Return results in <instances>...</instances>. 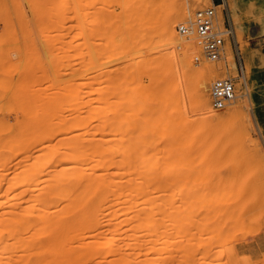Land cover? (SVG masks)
<instances>
[{
    "label": "rangeland",
    "instance_id": "374dc122",
    "mask_svg": "<svg viewBox=\"0 0 264 264\" xmlns=\"http://www.w3.org/2000/svg\"><path fill=\"white\" fill-rule=\"evenodd\" d=\"M62 1L63 0H0V82L4 80L0 83V135H2L0 139L4 141V138H14L13 140L15 142L13 141V144L18 143L17 145L15 144L16 147H10V145L4 144H2L3 148L0 147L5 157L3 167L5 170H10L8 175L7 171H5L6 173L4 171L0 172L4 176H7H5L3 188L10 186V182H7L11 181L13 177L10 178L9 176H15V172H11L12 168L20 161L22 155L25 157V154H21V151L24 149L19 146L20 143L23 144L22 146H24V144L27 146L31 143L28 154H33V157L38 158L39 153L40 155H44L43 158H41L42 155L41 157L39 155L41 161L44 159L41 162L43 165L45 163V166H41L44 167V172L60 169L62 174L65 173L63 174V182L66 181L65 183H67V185L75 182L78 173L77 168L82 165V161L79 159L83 156L80 154L84 151V135L82 132L85 130V119L82 118L86 117V103H88L87 99L89 98L87 85L84 84L87 83L88 79L96 81L94 86L96 90H94L91 98L93 100L97 98L98 100L101 96H106L105 98H108L111 102L110 104L108 102L110 106H117L119 110H123L128 104L126 102L125 91H121L125 95L121 96V93L119 96L116 92H113V94L115 93L113 95L110 93L111 91L108 92V90L109 88L111 89V83H116V81L122 88H125V78H127L129 72L127 69L124 70V67L131 66L132 61L138 57L135 62L136 64L132 68L137 69L136 72L139 71L136 76L139 88H137L136 99L137 96L140 95V92H147L153 87L155 80L153 76L156 71L159 72L160 80H164L165 78H174L175 80V77L181 79H179V81L176 79L177 81H175L174 84L175 88L178 87L176 89L177 103L182 104L180 106L178 104V108H182V110L185 109L182 116L184 134L181 144V148H184V154L181 157L179 166L176 168V171H178V173L181 172L182 175L174 172L175 169L171 171L174 173L172 177L178 178L176 176H181V179L178 178L179 180H176V186L172 184L175 182L171 183L172 187L168 186L170 190L172 189V192L169 190L168 193H171V196L174 198H171L168 193H165V195L168 194L169 196L165 197H170L171 199H167L169 200V204L176 205L173 206L178 210L182 209L181 207L180 209L178 208V203L182 201L181 198L184 199L182 201L183 203H181L184 204L185 201V206L179 203L180 206L184 207V211H182V209L179 213L178 210H176V212L181 214L184 218V223H181L182 220L181 222L179 221V214H177L175 218L181 223V227L184 226V229L190 231L195 229L191 231L192 233L188 231V235L182 232V234H185V237L184 235L182 236L187 246L186 249L189 252L192 250L190 253H195L196 256L192 254V256H190V253L188 255L183 253V255L180 252V254H182L184 260L189 261L190 264H195V260H199L205 264H264V133L259 120V110L264 103V0H232L238 15L235 19L233 18L234 22L229 12L225 15V25L227 28L231 27L232 30V37L230 39L233 42L234 53L231 59H228L226 48L222 57L217 61H210L202 57L201 49L197 45L196 39L193 38L195 36L191 35L190 37H186L178 31V26L180 24H188L193 18L188 17L178 20L176 32L179 38L190 44L195 43L200 50V60L196 61L195 58L197 54L193 51V47L190 48V63L194 68H201L204 63L211 64L216 68L215 75L217 74L219 78H233L235 81L236 98L229 105L223 109L217 110L212 107L211 99V108L213 109L212 117L201 114L196 107L195 88L198 74L194 71L191 72L189 68L185 71L186 69L180 58H175V65L179 62L178 64H181V66L178 64L173 67L169 65L172 69L168 68L169 66L167 67V65L171 63L168 60L171 59H168V53H165L172 50V47H170L171 44L169 41L166 42L170 45L163 41V35L161 37L163 28L162 23L174 13V8L170 7L167 2L163 0H154V5L151 9L153 12V24L151 28L147 26V35L143 37L137 33L138 22L137 20L135 21V19L141 14H145L147 8L145 4H139L138 0H69L70 9L66 10L68 12L67 17L69 18L67 21L68 23H66L67 28H59V26L55 27L54 25V29L52 26L51 28H44V25L49 27L47 26L49 25L47 21L50 19V21L57 24L56 19L58 18L54 17V15L58 12L57 9ZM183 1H186L188 6L195 7L194 0ZM211 5L210 1L204 0L202 2L203 7L199 9L211 7ZM52 10L57 12L53 14ZM61 14L62 12L60 11L59 15ZM137 14H139L138 17ZM70 17H72V19H70ZM54 18L56 19L54 20ZM38 20L41 22L44 20V24H40ZM61 21L63 22V20ZM58 22L60 23V21ZM61 23L59 25H61ZM237 25H239V28L237 27V32L240 36L239 44L236 43V38L233 33V26L236 28ZM238 47L247 49L248 56H243V54H241L242 50L239 51ZM169 55L173 54L171 53ZM201 58L205 61H202ZM138 60L139 62H137ZM176 60L179 61L176 62ZM234 64L236 66V71L234 69ZM182 71L184 74L180 73ZM160 74L163 76H160ZM218 77L215 78V80L219 79ZM243 78L247 79L249 93H246L245 88L241 86ZM103 79L108 81L106 89L102 91L99 89L97 90L98 83ZM215 80H213V82ZM33 91L38 92L37 97H34L32 94ZM104 97L103 100L105 99ZM33 100L37 102L35 103L37 107L36 111H33L34 109L32 108V104L34 103H31V101ZM104 102L107 103L106 101ZM106 105L104 106L105 109H107ZM189 106L190 108L188 109ZM36 107L34 108L36 109ZM33 115L38 117L35 118ZM3 119L5 122L7 121L6 123L8 125H11L10 129H4L2 127L1 121ZM40 121H43L45 124H42ZM47 122L48 126L46 125ZM45 125L47 129L51 127V130H55H52L55 136L53 137L52 135L53 138L51 137L49 139L50 141L48 139H42L41 141H44L43 145L41 144L42 142L39 141V136L42 135L39 133L44 130H46V133L50 131L45 127V129L42 130V127ZM79 126H81L83 130ZM43 133L45 134V132ZM56 133H59V136L56 135ZM78 134H81V137L83 135V140L81 138L82 142L78 137L76 138ZM69 137H71V139ZM60 138H64L62 141L65 143V147L63 146L57 149L58 145H63L62 141L59 142ZM66 141H69L68 144L71 141L70 146H68ZM35 143L37 145H35ZM38 145L42 147L45 145L48 147L49 145V148H47L46 151H41L42 148ZM35 148L38 152H36ZM76 148H79L77 150H81L82 153L78 152ZM18 149L22 150L19 152ZM51 149L54 151L52 152ZM59 150L63 151L61 152ZM76 152L77 155H75ZM35 154L37 155L35 156ZM67 155L70 157V160ZM73 155L74 157L71 158ZM76 156H80L77 158V161L74 159ZM60 158L63 160L62 163H59ZM172 159L175 160L171 157V160ZM64 160L69 162V164ZM156 160H161L163 165H166L167 168L169 166L168 164L173 161L169 159L167 161L165 159V163V161H162L164 160L162 158H155L154 161L156 162ZM77 162L81 164L79 165ZM54 164L57 166H54ZM66 165L68 166L67 168L70 167L68 170H66ZM6 166L7 168H5ZM8 167H11V169ZM63 167L65 169L64 171L61 170ZM153 167V177L158 174L155 179H157L161 171L162 174L163 172L165 174L162 167L161 171L160 168L157 169L158 167H156L155 164ZM58 170L57 172H59ZM170 170L169 168L166 169V176H171ZM145 171V168H141L139 171L131 170L129 172L131 177L124 178V180L127 181L129 185H139L140 183L144 186L148 180L147 178L150 176L149 173L148 175L144 173ZM59 173L61 174V172ZM154 173H156L155 176ZM164 174L162 176H165ZM46 176L49 177V175ZM169 176L166 179H169ZM159 179H157V181L153 180V183H158L157 185L155 184V187L153 185L154 189L160 187ZM180 180L184 182L182 183L184 184L183 187L180 185ZM178 182L182 190L183 197L180 196L181 198L175 196L181 194V191L179 192V185L177 187ZM164 184H166L165 181L164 183L161 182L160 185L167 187ZM163 187H160V190L165 189ZM177 188L179 189L177 190ZM194 188H197V193ZM183 190L186 192H183ZM176 191L179 192V195ZM157 192H154L156 193L155 197L158 194L164 193L163 190L162 192ZM190 192L191 195L188 194ZM160 200H158V202ZM163 200L166 199L163 198ZM170 201H172V204ZM163 202L164 201L158 204L162 203L163 205ZM162 205H159L157 209V211L161 212V214L157 212V214H159V219H163L167 213H170L168 211H171L173 208L167 205L168 207L166 206V208L169 210H165V208H161ZM175 208H173L174 211ZM171 213L172 215L168 214L169 216L167 215V217L175 219L172 218L174 212ZM162 214L163 218H160ZM164 220H166V218H164ZM167 220L165 223L162 221L160 224L157 223V220L155 226L158 228V225H161L160 228L163 229H161V234H163L165 238H163L165 242L163 241L162 243L165 245L170 242L169 249L174 252H172L174 255L169 256L168 254L167 257L171 258V256H173V259L176 257L174 261L171 259L167 264H171V261L176 264L177 262L175 263V261H178L180 256L177 252L180 251L178 250L180 248L178 246L177 248L176 244L178 241L181 242L182 236L178 235V237L175 236L173 237L175 239H173L172 234L177 235L176 231L179 234L181 228H179V230H177V227V229H171L175 221L169 220L168 218ZM171 221L172 223H170ZM166 223L167 225H171H165V227H169H164L166 229L165 231L162 226ZM178 224L174 226H178ZM197 225L200 226V229L197 228ZM186 226L187 228H185ZM213 228L215 231H213ZM181 230H183V228ZM199 231H201V235L198 233ZM159 232L160 231H158V233ZM196 234L200 236V238L196 236L198 237V241L194 239L196 238ZM189 235L194 238H188ZM159 236L160 233L157 236L154 232V245L157 247L158 251H160L159 248H161L162 245V243L159 245V242H157H161L162 240H157ZM188 239H193V242L195 241L194 243L191 241L192 245L194 244L197 246H195V249L194 246H190L191 242H188ZM167 240H169V242H167ZM171 240L176 244L171 245ZM199 240H201L202 246L201 244L198 246ZM184 242H182L181 246H183ZM210 243L214 244V247L211 245L213 247H211L212 250L214 249L213 255L210 257L211 260L209 256L206 257L207 259H205V262L203 258L204 255L202 256L201 252L205 250L203 245L205 244L208 246L209 244L210 246ZM171 246H175L174 248L177 251L173 247L171 248ZM164 248L166 249L167 247ZM182 248L183 247H181V250ZM198 248H200V256ZM154 249L155 253H153V256L158 253L157 249ZM161 250H163V248H161ZM163 251L162 253L167 255V252ZM159 253L157 256H160L161 259L159 260L158 257L159 261L155 263L166 264L165 262L168 260L166 257L163 258L162 253L161 255ZM168 253H171V251H168ZM185 255L187 258H190H185ZM219 255L221 257H219ZM216 256H218L219 259L217 258L215 261H212V258L214 260ZM179 259L180 264H185L181 256ZM190 259H194V262L191 263ZM161 260H163L164 263Z\"/></svg>",
    "mask_w": 264,
    "mask_h": 264
},
{
    "label": "bare ground",
    "instance_id": "6f19581e",
    "mask_svg": "<svg viewBox=\"0 0 264 264\" xmlns=\"http://www.w3.org/2000/svg\"><path fill=\"white\" fill-rule=\"evenodd\" d=\"M163 1L167 2V4L170 7L174 8V13L170 15L167 19H165V21L162 23L163 28L161 31L162 32L161 37L163 35V38H164V39L162 38L163 41L165 43H168L166 41H169L171 45L169 43L168 44L170 45V47H172V50H169L168 52L165 53V54L168 53L167 54L168 59H171V60H168L171 63H169L167 67L169 65H171L172 67L176 66L179 63L178 62L179 60H176V62L178 63H176L175 65V58L177 59L180 58V60H182L184 68L186 69L185 71H187V68H189L191 72L194 71L198 74V78L196 81V88H195L197 106L196 105L195 106L197 107L198 112H200L201 114L207 117H212L213 109L211 108V96H210L209 89H210V86L212 85L213 80H215V78L218 77L217 74L215 75L216 68L213 65L206 64V63H204V65L202 64L203 67L201 68H194V66L190 63V56H189L190 50H191L190 48L193 47V51L196 52L197 54L196 57H199L200 50L195 43L190 44V43L185 42V40H181L176 32L178 20L182 18H188V17L193 18L196 10L203 7L202 2L204 0H194L195 7L188 6L186 4V1H183V0H163ZM138 2L139 4H142V5L145 4L147 11L145 14H141L140 16L139 14H137V17L138 16L139 17L135 19V21L137 20L138 22L137 23L138 32L136 29L135 30L139 35L146 37L147 29H148L147 26H150L151 28L153 24L152 23L153 12L151 11V9L153 8L154 0H138ZM223 8H226L228 10L232 21H233V18L235 19L237 17L238 14L236 11L235 4H233L232 0H225V3L223 5L217 7L218 17L220 18L221 24L223 22V19H222V9ZM69 9H70L69 0H63L60 3L59 8L57 9L58 12L56 11L57 13L55 12V10L54 11L52 10L53 14L56 13L54 17L58 18V19L54 18V20L56 19L57 24L53 23V21H50L51 19L48 21L46 20L47 24H49L47 26L49 27H46L44 25V28H51V26L53 29H54V26L55 27L59 26V28L60 27L67 28L66 23H68L67 21L69 18L67 17L68 12L66 10H69ZM60 11L62 12L61 15H59ZM52 18H53V15H52ZM70 19H72V17H70ZM57 20L60 21V23L62 22L61 20H63L61 25H59L60 23ZM41 21H39L40 24H44V20L43 22ZM238 26L239 25H237L236 28L233 26V33L235 35L234 37L236 38L235 40L237 44H239V37H240L237 32ZM238 49L239 51L242 50L241 54H243V56H246V57L248 56L247 49H245L244 47H238ZM171 53L173 55H169ZM233 53H234L233 52V42L231 41V39H228L226 43V54L228 56V59L233 58ZM171 56H174V57H171ZM137 59L138 57L135 58L134 61H132L131 66L129 65V66L124 67V70L127 69L129 72L127 78H125L126 79L125 88H122L120 84L115 80L116 83H111L113 87L111 86V89L109 88L108 90V92L111 91L110 92L111 94H113V92H116L117 94H119V96L122 92L125 91L126 95L122 93L121 96L125 95L127 99L126 102L128 104H127V107L123 110H119L117 106H112V105L110 106L109 104L111 102L108 98H105L106 96L105 97L101 96L102 98L100 97L98 98V100L97 98L93 100L91 96L94 90H96V88L94 87L96 84V81H92L91 79H88L87 81L86 80L87 78L85 79L87 83L86 84L83 83V84L87 85L88 97H89L87 99L88 103H86L87 104L86 105L87 107L86 117L82 118V119H85V123L83 122L85 124V126L83 125L85 127L84 128L85 130H83V128L79 126L84 131L82 132L84 135V137L82 135V137L84 138V147H83L84 151L82 153L81 150H77L79 148H76L78 152L82 153L80 155H83L82 156L83 158L80 156H76V158H74L77 161V158L80 157L79 159L80 161H82L81 162L82 165H80L81 163L79 164L77 162V164H79L80 166L78 165L79 167L77 168L78 173L76 175L75 182L68 184V185L67 183H65L66 181L63 182L64 181L63 174L65 173L62 174V171H60V169L59 170L57 169V170L61 172V174L57 172L56 169H54L56 171L48 170L44 172L45 170L44 167H41V166H45L44 162L46 161L43 162L44 165L41 163L44 160L42 159L41 161V158H43L44 155L41 154L42 155L41 157L39 153L38 158H35L32 156L33 154L31 155L28 154V150L30 148L29 146H31L30 145L31 143L27 145L28 148L27 146H25L26 144H24V146H22L23 145L22 143L19 144V146L23 147L22 149L24 150L18 149V151L20 152L22 150L21 154H25V157L24 155L22 156L20 155L21 156L20 161L14 165L15 167L12 168L11 172L14 171L15 174L14 172L13 174L15 176H9L10 178L13 177L11 181L7 182V183L10 182L9 187L6 186V188L5 187L3 188L6 175L4 176L2 173H0V264H154L155 262H158L161 259L160 256H157V255L159 252H160L159 254L161 255L163 250L167 252V255H164L162 253L163 258L166 257V259L168 260L167 262H165L166 264L169 262V260L173 259L172 258L173 256H171V258L167 257L168 254L169 256L174 255L173 250L169 249L170 242L169 240H167V242L169 243H167L168 245L165 244L166 246L162 243L163 241L165 242V240H163L164 237H163V234H161L162 233L161 231L162 228H160L161 225L160 226L158 225V228H157V226H155V223L157 220H158L157 223L159 224L162 223L164 218H166V220L168 218L169 220L175 221L173 223L174 225H177L179 221L181 222V220H182L181 223H184L183 221L184 218L182 217L181 214H179L180 210L183 209L182 211H184V207L179 205V203H181L184 200L183 198H181L183 197L181 186L183 187L184 185L182 184L184 183L182 180L179 181L181 182L180 183L181 186L179 185V182L177 184V187L179 185V188H180L179 192L181 191V194L179 195L178 194L179 192L176 191V193L179 196L175 195L176 197L181 198L182 201L179 203L177 202L178 203L177 206L179 209L180 207L182 209L180 210L176 209L174 207L176 205L172 204L173 200L170 201L172 204L170 205L168 202L169 200L167 199H169L170 197L174 198L171 196V193H168V191L170 190L169 187H172L171 183L175 182L172 184L176 186V183H177L176 180L181 179L180 178L181 176H176L179 179L172 177L174 173H172L171 171L175 169L174 172H177V174L180 173L179 175H182L181 172L178 173V171H176V168L177 166H179L181 162V157L184 154V148H181L182 147L181 144L183 141V134H184L182 116H183L185 109L182 110L181 108L182 106L180 107L181 109L178 108L179 103H177V99H176V89L178 87L175 88V84H174L175 81H177L176 79L178 78L175 77V80L174 78L173 79L165 78L164 80H160L161 78L159 77L158 71L155 72L154 76L152 75L153 78H155L153 87L147 92L145 91L142 93L140 92V95L137 96V99H136L137 91L139 89L137 85L136 76L138 75L139 71L136 72L137 69H132V68L136 64L135 62ZM165 59H166V56H165ZM202 61H205V60L202 59ZM137 62H139V60ZM179 66H181V64ZM172 67L169 66L168 68L172 69ZM234 69L236 71L235 64H234ZM183 71L180 73H183ZM160 76H163V75L160 74ZM3 81L1 80L0 83H2ZM107 82L108 81L104 79L101 80V82L98 83L97 90L98 89L101 91L105 90L107 86ZM241 86L245 88L246 93H249V86H248L246 78L242 79ZM32 94L34 95V97H37L38 92L33 91ZM103 97L105 98L104 100H103ZM35 100L31 101V103L32 102L34 103L32 104V108L34 109L33 111L37 110V107L35 106V103L37 102ZM119 100H118V103L120 104ZM104 101H106L107 103H105ZM104 103L105 105L107 104L106 105L107 109L104 108L105 106ZM180 105L182 104H179V106ZM34 107H36V109ZM189 108L190 106L188 107V109ZM179 110L180 111L182 110V111L180 112ZM33 117L35 116L33 115ZM6 122L4 119L1 121L2 127L4 129H10L11 125L10 124L8 125ZM40 122H42V124H45L43 123V121H40ZM46 125L48 126V122ZM46 125L42 127L43 128L42 130H44L45 128L47 129ZM47 130H50V131H47L46 133V130H44L41 133H39L43 135V136L42 135L39 136L40 138L39 141H41L42 139L49 140L52 137L53 132L55 130L52 129L54 130L52 131L51 127L50 129H47ZM43 132H45V134ZM56 135L59 136V133H56ZM78 135L76 136V138L78 137V139L81 141V138H82L81 134H78ZM54 136H55V133L53 137ZM69 138L71 139V137ZM13 139L14 138L12 139L4 138V141L0 139V147L3 148L2 144L10 145V147L11 146L14 147L16 143L13 144V141H14ZM63 139L60 138L59 142H61ZM43 142L41 144H43ZM62 143L63 145L60 143L61 146L58 145L57 149L59 147L64 146L65 143L63 141ZM70 144H71V141L68 144V146H70ZM35 145L37 144L35 143ZM38 146H41V145H38ZM40 148H42L41 151H46L47 148H49V145L48 147L45 145L44 147L41 146ZM53 151L54 150H52V152ZM36 152H38L37 149H36ZM36 155L37 154H35V156ZM39 155L41 158H39ZM75 155H77V152ZM72 157H74V155L71 156V158ZM153 157H154V160L155 158L164 159L162 161H165V159L167 161L168 159L171 160V157H173L175 160L178 161L177 162L173 159H172L173 161L171 160L172 161L171 163L169 161L170 164H168L169 165L168 168L171 169L170 170L171 176L168 175L169 179H166L168 177L166 176L167 174L166 169H168L167 166L163 165V162H161V160L160 161L156 160L155 162L153 160ZM61 158H60V161L58 160L59 163L63 162ZM4 160H5V157L3 156V153L0 149V172L7 171V175H8L10 170L4 169L3 167ZM9 160H10V157H9ZM69 160H70V157H69ZM64 161L66 162V160ZM66 163L69 164V162H66ZM5 164H6V161H5ZM56 164H54V166ZM154 164L156 167H158L157 169L160 168V171L162 170L161 167L165 171V174L164 172L163 174L166 176V178L165 176H162L163 175L162 171L159 173V176L157 177V179H159L160 177L159 186L163 187V185H160V184L161 182L164 183V181L166 182V184L164 185L167 186V187H163L166 189L167 192L165 191V189H162L164 193L158 194L159 196L156 195V197H155L156 193L154 192H157L158 190H160V187L158 189H154L155 184L156 185L158 184L155 182L153 183V180L157 181L155 177L158 175L154 173V176L155 175L156 176L153 177V171H154L153 165ZM67 167L68 166L66 165V170L70 168V167L69 168ZM5 168H7V166ZM8 168L11 169V167H8ZM141 168H145L146 171L144 173H146L147 175L149 173L150 175L149 178H147L148 180L146 184L144 186L140 183H139L140 186L136 184L129 185L127 181L124 180V178L131 177V174H129L131 170L139 171ZM61 170L64 171L65 170L64 167ZM43 172L44 173L47 172V173L44 174ZM46 175H49V177ZM179 188H177V190ZM196 189H195V192L197 193ZM162 190L158 191L157 193L162 192ZM184 191L185 190H183V192ZM165 193L170 194V197L166 198L165 196H169V195L168 194L165 195ZM188 194L191 195V192ZM160 196H161V200H160ZM163 198L166 200H163ZM158 200L160 201L158 202ZM162 201H164L163 205L162 203L158 204ZM184 204H185V201H184ZM159 205H162L161 208L163 207L165 208V210H169L166 208L167 205L168 206L170 205L169 207L172 206L173 208H175V211H174V209L171 207L173 211L172 210L168 211L170 213H167V215L168 214L172 215L171 212H174L175 215L173 214V217L172 216L171 217L175 218V216L179 214V217L178 216L177 217L180 220L178 221L177 218H175L176 220L171 219L167 217V215L164 216L163 218V214L160 216V218H163V219H159V214H161L160 211H157ZM176 210H178L179 213H177ZM157 212H159V214H157ZM166 220H164L163 223H165ZM170 223H172V221ZM181 223H179L178 226L173 225V227L171 226L172 228L170 227L171 229H174L177 227L178 228V229L176 228L177 230H179V228L181 229L183 228V230L181 229L179 230V234L175 230L177 235L172 234V238L175 236L178 237V235L179 236L184 235L185 237L186 233H187L186 235H188V231L190 230L184 229V226L181 227L182 226ZM192 223L195 224L194 222ZM165 225L170 226L171 224L167 225L166 223L162 227L164 228ZM165 228H169V227H165ZM185 228H187V226ZM197 228L200 229V226L197 225ZM192 230H195V229H192ZM158 231H160L159 232L160 236L157 238V240L159 239H162V240L161 242L160 241H157V242H159V245H161V243L163 245V246L161 245V248H163V250L159 248L160 251H158L157 247H155L154 239H153L154 232L158 236L159 234ZM213 231H215V229ZM182 232H184L185 234H182ZM200 232L201 231H199L198 233ZM193 236L189 235L188 238L189 237L191 238ZM196 236H199V235L196 234L195 237ZM197 238L198 237L194 239L197 240ZM186 239H187V236H186ZM177 241H178V238H177ZM187 241L193 242V239L192 240L188 239ZM197 241H196V244H197ZM182 242H184L183 236H182L181 242L178 241L177 244L174 242L171 243V245L176 244V247L178 246L180 248L178 250L180 251H177L174 248L175 246L174 247L171 246V248L173 247L179 254L181 252L182 254L185 253L188 255L192 250L189 252L186 249L187 246L185 242L183 243V246H181ZM192 242L190 243V246H194V249H195L196 245L194 244L192 245ZM200 244L202 246L201 240H199L198 246ZM204 245L203 247H205V250L201 253H202V256L204 255L203 258L205 260L207 259L206 257L208 256L209 258L212 257L213 251H214V249L212 250V248L214 247L213 246L214 244L210 243V246L208 244L209 247L206 245L204 246ZM164 247H167L168 249L166 248L167 249L166 250ZM181 247L185 248V249L182 248V250H186V251H182ZM154 248H156L158 251L156 255L154 254L155 256H153V253H155ZM198 249H199L198 252L200 256V248ZM168 251L169 252L171 251V253H168ZM182 254H180V256L184 260V257L182 256ZM191 254L193 256H196L195 253L194 254L190 253V256H192ZM158 257H159V260H158ZM219 257L221 256L219 255ZM219 257L216 256L214 260L212 258V261H215V259L217 258L219 259ZM179 258H178V261H175V263L177 262L176 264H180ZM185 258H187L186 255H185ZM174 259H176V257ZM161 261L163 262V260ZM185 261L186 260H184L185 264H190L189 261H186V262ZM190 261L191 263H193L194 259L193 260L190 259ZM198 261L199 260H195L194 263L196 264V263L201 262V261L199 262ZM170 263L174 264V262L172 263V261ZM201 263L205 264L204 262H201Z\"/></svg>",
    "mask_w": 264,
    "mask_h": 264
},
{
    "label": "built area",
    "instance_id": "2783aa9c",
    "mask_svg": "<svg viewBox=\"0 0 264 264\" xmlns=\"http://www.w3.org/2000/svg\"><path fill=\"white\" fill-rule=\"evenodd\" d=\"M211 7L199 9L195 12L192 21L188 24H180L178 31L183 36H195L197 45L202 51V57L210 61L219 60L224 54L227 40L232 37L231 27L225 25L226 8L222 9V24L218 17L217 7L225 3V0H209ZM217 3V4H216ZM226 11V12H225ZM223 27V28H222ZM196 61L200 57L195 58ZM212 107L223 109L236 98V87L233 78L216 79L210 87Z\"/></svg>",
    "mask_w": 264,
    "mask_h": 264
},
{
    "label": "crops",
    "instance_id": "0c3cea01",
    "mask_svg": "<svg viewBox=\"0 0 264 264\" xmlns=\"http://www.w3.org/2000/svg\"><path fill=\"white\" fill-rule=\"evenodd\" d=\"M263 105H262V108L259 110V120H260V125L262 126L263 133H264V106Z\"/></svg>",
    "mask_w": 264,
    "mask_h": 264
}]
</instances>
